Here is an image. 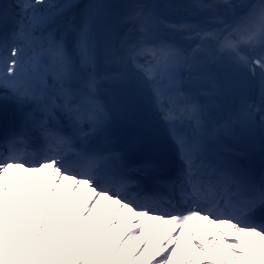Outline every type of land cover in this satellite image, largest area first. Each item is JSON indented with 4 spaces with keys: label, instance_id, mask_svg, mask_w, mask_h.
Wrapping results in <instances>:
<instances>
[{
    "label": "snow or ice",
    "instance_id": "snow-or-ice-1",
    "mask_svg": "<svg viewBox=\"0 0 264 264\" xmlns=\"http://www.w3.org/2000/svg\"><path fill=\"white\" fill-rule=\"evenodd\" d=\"M0 264H264V0H0Z\"/></svg>",
    "mask_w": 264,
    "mask_h": 264
},
{
    "label": "bare ground",
    "instance_id": "bare-ground-1",
    "mask_svg": "<svg viewBox=\"0 0 264 264\" xmlns=\"http://www.w3.org/2000/svg\"><path fill=\"white\" fill-rule=\"evenodd\" d=\"M18 187H19L22 191H25V192H27V190H28V189H27V186H25V185H19ZM84 196H85V194H84V193H81V204L83 203ZM67 203H68V202L66 201V206H67ZM98 211H99V209H98ZM194 223H195V222H194ZM201 224H203V222H201ZM203 226H204L205 228L207 227L206 224H203ZM125 228H126V224H122V225L120 226L119 232L122 234ZM156 239L159 240L160 237H157Z\"/></svg>",
    "mask_w": 264,
    "mask_h": 264
}]
</instances>
